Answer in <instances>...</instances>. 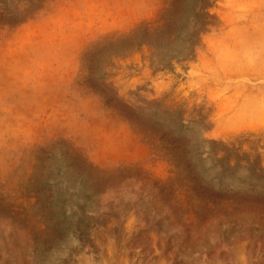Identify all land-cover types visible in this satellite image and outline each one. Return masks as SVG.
<instances>
[{
    "label": "rangeland",
    "instance_id": "1",
    "mask_svg": "<svg viewBox=\"0 0 264 264\" xmlns=\"http://www.w3.org/2000/svg\"><path fill=\"white\" fill-rule=\"evenodd\" d=\"M0 264H264V0H0Z\"/></svg>",
    "mask_w": 264,
    "mask_h": 264
}]
</instances>
